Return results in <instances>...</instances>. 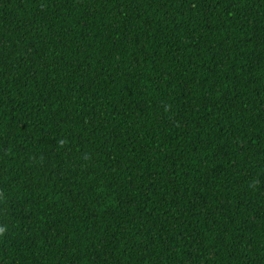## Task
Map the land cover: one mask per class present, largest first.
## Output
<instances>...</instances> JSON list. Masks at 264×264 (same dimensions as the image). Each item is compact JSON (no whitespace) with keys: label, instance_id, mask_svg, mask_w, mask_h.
Masks as SVG:
<instances>
[{"label":"trees","instance_id":"16d2710c","mask_svg":"<svg viewBox=\"0 0 264 264\" xmlns=\"http://www.w3.org/2000/svg\"><path fill=\"white\" fill-rule=\"evenodd\" d=\"M0 264H264V0H0Z\"/></svg>","mask_w":264,"mask_h":264},{"label":"clouds","instance_id":"9594fccd","mask_svg":"<svg viewBox=\"0 0 264 264\" xmlns=\"http://www.w3.org/2000/svg\"><path fill=\"white\" fill-rule=\"evenodd\" d=\"M6 229L3 227H0V236H2L5 233Z\"/></svg>","mask_w":264,"mask_h":264}]
</instances>
